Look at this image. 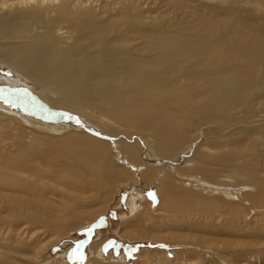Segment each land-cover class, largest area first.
<instances>
[{"label": "bare ground", "instance_id": "bare-ground-1", "mask_svg": "<svg viewBox=\"0 0 264 264\" xmlns=\"http://www.w3.org/2000/svg\"><path fill=\"white\" fill-rule=\"evenodd\" d=\"M0 88V264H49L58 234L94 220L91 198L107 211L125 189L120 223L136 228L119 235L181 247L156 264L211 247L264 262L258 238L166 230L264 219V0H0ZM204 190L225 205L180 210Z\"/></svg>", "mask_w": 264, "mask_h": 264}, {"label": "rangeland", "instance_id": "rangeland-1", "mask_svg": "<svg viewBox=\"0 0 264 264\" xmlns=\"http://www.w3.org/2000/svg\"><path fill=\"white\" fill-rule=\"evenodd\" d=\"M256 90V89H255ZM253 95V94H252ZM254 96V95H253ZM21 98H23L25 101H26V104L27 105H29V102L27 101V99L24 97V96H21ZM196 125H200V123L197 121V123H196ZM209 163H211L210 162V160H209ZM212 164V163H211ZM202 175H204V173L202 174ZM212 180H214L213 178H212ZM248 185V184H247ZM246 184H245V186H247ZM249 186V188L248 187H244V188H248V190L249 189H251L252 188V186H254V185H248ZM138 188H140V187H138ZM137 189V188H136ZM193 189H191L190 191H192ZM240 191V190H239ZM244 192V191H243ZM245 192H246V190H245ZM193 193V196H195L196 198H192V199H184V200H182V202H181V204H184L185 203V206H183V205H181V204H179L180 205V210H182V209H184V208H187V209H190V210H193L194 211V209H197V208H205V207H207L208 206V204H210V206H213V207H217V205H225V204H223V203H225V196L223 195V194H221V193H219V192H217V193H212V191H208V192H205V190H204V192H192ZM197 193V194H196ZM210 193H212L213 194V196H211V194ZM241 193V192H240ZM200 194V196L201 197H203V198H197V196ZM128 190L127 189H125L124 191L122 190V191H120L119 192V194L117 195V201H116V198H115V202L116 203H118L117 204V206H118V208H117V206H116V208H109L107 211H99V207H100V205H99V201H100V199L99 200H97V199H90V202L92 201V202H94L93 204H92V202L90 203L89 202V204L90 205H88L87 206V209L89 208V212H90V210H92L91 211V213L92 214H90L89 215V213H88V215L89 216H93V217H91L92 219H94L93 221L90 219V221L88 222V224H85V225H83V226H80L79 228H77L76 230H74V231H72V232H68L67 234H65V235H63V236H61V234H58V236L59 237H56V238H54L55 240H53V242L49 245V248H48V250H47V252L46 253H42V256L43 257H47L48 259H50V261H48L49 262V264H51V262L53 261L52 260V258L53 257H55L56 256V254H58V256H59V254H61L62 255V258H63V260L65 261V263L66 264H83V263H85V261H86V259L88 258V255H89V253H88V247H89V244L92 242V240H94V239H99V238H102L101 239V244L99 245V252H100V254H98V258H95L97 261H95L96 262V264H101V263H103V264H119L118 263V260L120 259H122L124 262H127V263H129V264H131L132 262H133V264L135 263V264H156L155 262L157 261V260H154V259H158V258H160V257H163L164 259H166V260H173L174 258H178V256L176 257V252H178L176 249L178 248L177 246H173L172 244H171V242L170 241H168V242H164V241H151V239H149L148 237L147 238H145V240H141V238L139 239V238H136V240H135V238H133V239H131L130 240V238H128V237H125V236H121V235H119V232L121 231V227L122 228H125L126 226H128V227H135L136 228V225H134V224H125L124 226H121V217L122 216H120V214L121 215H125L126 214V212H127V215L128 214H130L129 213V211H128V206H127V203H126V199L128 198ZM216 195H219L218 197H216ZM127 197V198H126ZM209 197V198H208ZM211 198V199H210ZM194 199V200H193ZM209 199V200H208ZM224 199V200H223ZM220 200H221V202H220ZM192 201H194V202H192ZM217 201V202H216ZM114 202V203H115ZM203 202V203H202ZM113 203V204H114ZM150 203V202H149ZM191 203H193V204H191ZM215 203H218V204H215ZM98 204V205H97ZM112 204V205H113ZM94 205H95V207H94ZM96 205H97V207H96ZM93 206V207H92ZM182 207V208H181ZM92 208V209H91ZM127 208V209H126ZM150 208V207H149ZM239 208H242L241 206H239ZM247 210H246V213H250L252 210L250 209V207L249 206H247ZM171 210H174V208H170V209H168V213H171L172 211ZM95 212V214H93L94 212ZM152 211V210H151ZM151 211H148V213L149 212H151ZM209 209L207 210V211H205V212H202V213H204V214H208L209 213ZM240 211V210H239ZM103 212H105V213H103ZM185 212H187V211H185ZM197 212V211H196ZM125 213V214H124ZM151 213H153V212H151ZM98 214V215H97ZM212 214H214V212L212 213ZM184 215V214H183ZM190 217H188V216ZM235 215V216H234ZM137 216V217H136ZM185 216H187V217H185ZM184 217H185V220L186 219H188V220H191L192 218H193V215H192V212H188V213H186V215H185ZM216 216V215H215ZM237 215L236 214H232L231 215V217L232 218H235ZM135 218H139L140 216H138V215H135L134 216ZM249 217H250V221L251 222H249L248 224H245V225H242L241 226V229L240 228H238V229H240L239 231H238V229L236 230V223H237V221L240 219H237V218H235V219H233V221H232V226L229 224H216L215 222H213L214 224H213V227H210L211 228V231L208 229V228H204V227H202V226H200V225H198V227H194V228H187V226H186V229L185 228H175V224L174 225H169V226H167L166 227V230H168V229H172V230H174V231H178V232H186V230L189 232V231H195V232H197V230L196 229H198L201 233H204V234H206V233H214V234H211L210 236L211 237H213V238H217V240H224V239H230V240H233V239H239V240H249V239H254L255 241H257V238H258V241H264V227H260V226H264V222H262V221H264V219L263 218H261L260 216H256V217H254L253 215H251V214H249ZM258 217H259V220H261V221H259V220H257L258 219ZM120 218V219H119ZM205 219H206V222H209V218H211L210 216H206V217H204ZM253 218H256V222H255V220L253 219ZM234 220H235V222H234ZM254 220V221H253ZM171 221H173V220H171ZM217 221H219V218H218V220ZM222 222H224V221H226V220H221ZM248 221H249V219H248ZM174 222V221H173ZM226 222H228V221H226ZM144 223V224H143ZM148 223V222H147ZM145 221H143L142 222V224L141 225H146L147 224ZM150 224L152 225H156V222H149V224L148 225H146L147 226V228H149V229H151V231H149V229H147V232L148 233H155V232H157L158 230H155V228H152L151 226H150ZM150 226V227H149ZM222 226V227H221ZM225 226V227H224ZM234 226V227H233ZM251 227V228H253L254 227V229H253V231L250 229V227H249V229H247V230H249V231H247L246 229L245 230H243V228L244 227ZM256 226H259V227H256ZM88 228H92L93 229V231H92V233L91 234H88L87 233V229ZM233 228V229H232ZM154 231H153V230ZM261 229L263 230V232L261 231ZM228 230V231H227ZM233 230V231H232ZM234 230H235V234H233L234 233ZM153 231V232H152ZM244 232V233H246V231H247V234H245V235H243L241 232ZM117 232V233H116ZM238 232H239V234L240 235H238ZM249 232V233H248ZM252 232L254 233V234H252ZM256 232H259L258 234L256 233ZM262 232V233H261ZM200 233V234H201ZM218 233H223V234H218ZM225 233H226V235H225ZM237 233V234H236ZM105 236H104V235ZM233 234V235H232ZM241 234L243 235V236H241ZM251 234V235H250ZM260 234H261V238H260ZM104 236V237H102V236ZM263 235V236H262ZM121 236V237H120ZM209 236V235H208ZM234 236V237H233ZM235 236H236V238H235ZM238 236V237H237ZM240 236V237H239ZM252 237V238H251ZM255 237V238H254ZM104 238V239H103ZM233 238V239H232ZM126 239V240H125ZM129 239V240H128ZM260 239V240H259ZM81 240H83V241H85V243L83 244V246H82V248H81V251L83 252V256H84V259H83V261H80V260H74L72 257H71V255H70V253H71V251H72V249L76 246V242H78V241H81ZM140 240V241H139ZM185 240H187V238L185 239ZM253 240V241H254ZM109 241H113L114 242V244H115V246L114 247H109L108 248V251L107 252H105L104 251V247H105V245H107L108 244V242ZM218 245H221V243H219ZM65 247V248H64ZM181 247H179L178 248V250L180 249ZM188 249H181V250H184V251H179V254H183V253H185L186 251H188V254H190L189 252H191L192 250H193V248L192 247H190V246H188L187 247ZM192 248V249H191ZM189 249H191V250H189ZM208 250H195V252H193L192 251V253L193 254H191L193 257L195 256L196 257V259H198L197 261H198V263L199 264H208V262H207V259L209 258V257H212V264H216L217 263V261H218V263L217 264H222L221 262H223V260H222V255H224V254H222L221 252V254L217 251V249L215 248V247H211V248H207ZM67 250V251H66ZM6 251V250H5ZM145 251L147 252V254H144L145 253ZM158 251V252H157ZM151 252V253H150ZM163 254H161V253ZM174 252V253H173ZM183 252V253H182ZM201 252V253H200ZM211 253V255L212 256H210V253ZM250 252V251H249ZM199 254V256H197L198 254ZM216 253H217V256H216ZM220 255H219V254ZM45 254H47V255H45ZM140 254H141V256L142 257H140ZM174 254V255H173ZM186 254V253H185ZM195 254V255H194ZM202 254V255H201ZM109 255H110V257H109ZM145 255V256H144ZM149 255V256H148ZM158 257H157V256ZM215 255V256H214ZM252 254H249V258L247 259V260H245V261H249V263H253L254 261V263H259L260 262V260L262 259V257L261 256H259V255H252ZM181 256V255H180ZM201 256V257H200ZM100 257L102 258H105V259H100ZM113 257V258H112ZM148 259V262H147V259ZM195 257H194V260H195ZM198 257V258H197ZM109 258V259H108ZM143 258H145L146 260L145 261H143ZM219 260H218V259ZM13 259H15L14 257H13ZM263 259H264V257H263ZM101 260V261H100ZM107 260V261H106ZM215 260H217V261H215ZM109 261H111V262H109ZM113 261V262H112ZM215 261V262H214ZM238 261H240V262H242V261H244V260H238ZM250 261H252V262H250ZM259 261V262H258ZM141 262V263H140ZM195 262V261H194ZM214 262V263H213ZM197 263V264H198ZM161 264H166V262H164L163 261V263H161ZM261 264H264V262H262Z\"/></svg>", "mask_w": 264, "mask_h": 264}, {"label": "snow or ice", "instance_id": "snow-or-ice-1", "mask_svg": "<svg viewBox=\"0 0 264 264\" xmlns=\"http://www.w3.org/2000/svg\"><path fill=\"white\" fill-rule=\"evenodd\" d=\"M0 98L4 99L6 103H11L12 101L7 99V96L4 92V90L2 88H0ZM67 119H75L77 123H79V119L72 117V116H67ZM88 234H91L93 229L92 228H88L87 230ZM85 243V241L81 240L76 242V246L72 249L70 255L74 260H80L83 261L84 256H83V252L81 251V248L83 246V244ZM115 244L113 241H109L107 245H105L104 247V251L107 252L109 247H114Z\"/></svg>", "mask_w": 264, "mask_h": 264}]
</instances>
